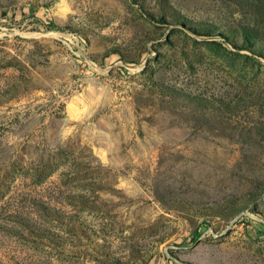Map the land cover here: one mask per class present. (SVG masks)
<instances>
[{
  "label": "rangeland",
  "instance_id": "374dc122",
  "mask_svg": "<svg viewBox=\"0 0 264 264\" xmlns=\"http://www.w3.org/2000/svg\"><path fill=\"white\" fill-rule=\"evenodd\" d=\"M0 264H264V0H0Z\"/></svg>",
  "mask_w": 264,
  "mask_h": 264
}]
</instances>
